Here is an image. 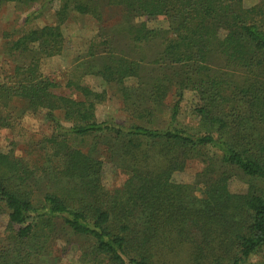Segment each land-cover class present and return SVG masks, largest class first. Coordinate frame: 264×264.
<instances>
[{"label":"trees","instance_id":"1","mask_svg":"<svg viewBox=\"0 0 264 264\" xmlns=\"http://www.w3.org/2000/svg\"><path fill=\"white\" fill-rule=\"evenodd\" d=\"M8 1L0 0V10ZM109 1L124 10L136 47L172 36L147 62L117 54L108 38L90 43L86 72L118 86L136 78L138 87L123 88V96L136 98V109L149 107L139 117L134 110L141 122L132 125L99 122L95 100L102 95L82 86L76 90L83 101L58 93L40 61L61 54L60 26L23 32L12 43L22 63L0 79L1 109L21 102L23 112L46 110L59 132L47 141L60 167L39 177L22 159L0 153V214L8 216L0 264H36L60 229L88 244L82 264H168L179 247L188 264H249L264 253V0L252 10L244 0ZM93 6L65 2L57 15L62 21L76 11L101 20ZM142 17H164L169 29L133 23ZM172 91L168 125H153ZM188 91L199 99V125L190 130L177 125ZM86 138L97 141L87 151L71 144ZM103 143L101 160L96 147ZM194 162L202 165L195 182L176 183L174 175ZM106 164L126 176L113 191L104 185ZM234 177L248 182L246 192L230 191Z\"/></svg>","mask_w":264,"mask_h":264},{"label":"rangeland","instance_id":"2","mask_svg":"<svg viewBox=\"0 0 264 264\" xmlns=\"http://www.w3.org/2000/svg\"><path fill=\"white\" fill-rule=\"evenodd\" d=\"M55 2L46 3V0H39L36 3L24 4L18 0L8 1L1 5L0 10V79L12 76L17 65H21L22 58L19 53L12 52V43L20 38L23 32L32 31L44 26H60L64 37V45L61 54L42 58L40 69L43 77L59 85L57 92L61 95L71 97L77 101H83L81 92L77 91L78 86L91 89L95 96L102 95L101 101H96V118L99 122L115 121L118 124L132 125L135 121L141 122L136 114H144L149 106H142L144 109L134 108L137 99L126 100L122 89L137 88L139 81L136 78H128L120 86L116 84H106L101 76L89 74L86 72V61L89 60V48L91 41L100 42L103 38H108L112 42V48L117 54L130 56L133 60L143 62L152 61L163 49V41L172 37L170 34L163 36V39H156L154 43L136 47L132 37L125 30L124 10L109 0H54ZM263 0H244V6L248 10L254 9L261 4ZM65 2L70 5L74 3L94 4L98 12L102 14L101 20L92 15H82L76 11H70L64 20L57 15ZM46 3V4H45ZM45 5L43 15L27 24L28 17L36 14ZM147 23L151 29L166 32L169 29V23L166 18L159 17L148 19L146 17L138 18L133 21L135 24ZM125 27V28H124ZM103 35V37H98ZM97 38V39H96ZM175 91H172L166 99L164 108L155 114L152 119L153 125L166 127L170 121L171 106L176 102ZM199 99L194 92H186L180 103V114L177 125L179 127L194 129L199 125V119L195 113V107ZM243 107V104H240ZM25 105L16 103L10 105L7 109H1L0 106V153L10 156L14 159H22L29 168L36 172L39 177H44L46 170L59 168L58 161L52 158L48 139L58 135L53 124L48 118L46 110H40L38 113L30 114L23 112ZM13 115L12 122H6L8 115ZM147 124H151V122ZM8 123V124H7ZM71 123H64L69 127ZM92 138H86L84 143L81 141L71 142L84 150H88L94 143ZM107 146L99 144L96 147L98 157L105 159ZM202 165L194 162L182 171L177 172L173 180L178 184H193L196 175L201 171ZM49 170V171H50ZM126 180V176L119 170L114 169L111 164L105 165L104 185L110 191L121 187ZM47 183L43 186V192L46 191ZM247 181L240 177H234L229 182V189L232 193H244L248 190ZM199 192H197L198 195ZM8 216L0 214V242L6 238ZM49 243L46 246L45 254L36 262V264H82L81 256L87 243L81 238H74L61 229L55 235H50ZM186 249L179 247L177 256L171 255L168 264H188L185 260ZM84 264V263H83ZM249 264H264V253L253 257Z\"/></svg>","mask_w":264,"mask_h":264}]
</instances>
